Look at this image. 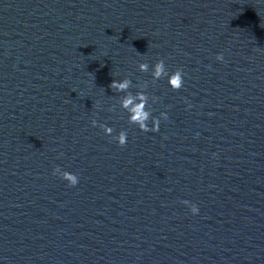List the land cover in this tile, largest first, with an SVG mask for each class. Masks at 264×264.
Instances as JSON below:
<instances>
[{"label":"water","instance_id":"obj_1","mask_svg":"<svg viewBox=\"0 0 264 264\" xmlns=\"http://www.w3.org/2000/svg\"><path fill=\"white\" fill-rule=\"evenodd\" d=\"M0 264H264V0H0Z\"/></svg>","mask_w":264,"mask_h":264},{"label":"clouds","instance_id":"obj_2","mask_svg":"<svg viewBox=\"0 0 264 264\" xmlns=\"http://www.w3.org/2000/svg\"><path fill=\"white\" fill-rule=\"evenodd\" d=\"M223 53H218L216 59L219 61L223 60ZM139 70L142 72L149 71V63L147 61L141 62L138 65ZM151 76L153 80H158L162 77L167 78V83L173 90H179L183 87L185 73L183 69L177 68L173 71H169L164 59H158L151 66ZM131 84V79L128 77L122 79H113L110 87L115 89L116 92H124L125 95L121 100V107L127 109V119L130 124L136 125L141 131L156 132L159 130L161 117L167 118V113H161L160 116H154L149 111L147 105L149 96L145 91L137 92L135 95L128 93L127 89ZM152 101L155 102L157 97H151ZM151 117V125L149 124V118ZM92 125L95 126L97 121L93 119ZM106 135L112 136V138L121 146H123L128 139V133L126 130L121 129L118 133L114 134V129L110 125H100ZM54 173L59 174L60 177L65 180L69 185L76 186L79 183V176L75 172L68 170H62L59 166L54 169ZM185 204L190 205L191 212L195 215L199 212V207L187 200Z\"/></svg>","mask_w":264,"mask_h":264}]
</instances>
